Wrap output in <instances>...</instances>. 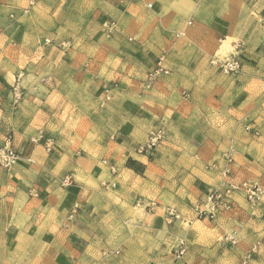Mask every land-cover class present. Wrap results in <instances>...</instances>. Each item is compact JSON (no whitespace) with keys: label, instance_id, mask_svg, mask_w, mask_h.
Returning a JSON list of instances; mask_svg holds the SVG:
<instances>
[{"label":"crops","instance_id":"1","mask_svg":"<svg viewBox=\"0 0 264 264\" xmlns=\"http://www.w3.org/2000/svg\"><path fill=\"white\" fill-rule=\"evenodd\" d=\"M225 45L237 76L210 64ZM161 59L168 74L149 89ZM106 86L117 88L102 106ZM160 122L168 141L137 154ZM8 139L20 159L0 169V264H240L258 241L250 264H264V200L233 192L215 221L193 212L228 181L230 149L234 182L264 186V0H0ZM164 207L191 225L169 224Z\"/></svg>","mask_w":264,"mask_h":264},{"label":"built area","instance_id":"2","mask_svg":"<svg viewBox=\"0 0 264 264\" xmlns=\"http://www.w3.org/2000/svg\"><path fill=\"white\" fill-rule=\"evenodd\" d=\"M140 0H120V3L124 4L127 2H137ZM149 7H151L149 5ZM114 23L109 24V33H112L114 29ZM46 43H51V41H46ZM211 66L218 68L226 76H237L242 73L243 65L239 59V52L236 50L235 54H231L229 57L221 59L218 55H215L211 61ZM168 74V70L163 66V60L161 59L156 66V68L149 72L144 80V85L147 88H152L159 83V81ZM117 86H106L104 88V99L102 106L108 103L112 99V94L116 90ZM186 95V94H185ZM21 98V94L16 87L14 93L13 105L17 106ZM245 131L254 136L259 137V130L252 124H248ZM168 129L164 122H160L159 125L154 127L147 136V140L144 144L139 145L136 153L139 155L153 156L157 150L163 146L168 141ZM50 143V141H48ZM48 152H53L51 146L47 149ZM235 151L230 149L223 155L225 161V167L222 169L221 173L225 179L228 181L223 183V187L220 189L209 188L205 193V200L203 203H196L193 206V212L195 214V220L200 221H215L221 210L231 211L234 209L233 202L230 200V195L233 192H239L243 195L245 200L250 206H256L264 200V186L260 183L244 181L240 183H235L234 178H232V164L234 163ZM20 156L13 149L11 144V139H8L4 146H0V169L10 170L13 169L19 162ZM104 164L109 168L112 176L117 174L114 165H110L108 162ZM73 184L71 177H68L63 185L68 187ZM113 188L116 184H112ZM152 211L157 208L156 204L151 203L148 207ZM166 221L169 224H174L179 221H184L188 225H191V221L188 220L182 213H180L174 207H164L163 209ZM226 241L235 246L237 244L235 239H228ZM261 241L255 243L252 248L243 257L240 264H250L254 257L258 254ZM187 253V243L185 240H180L177 243L175 250L173 251L174 256L177 260L183 259ZM118 254V252H117Z\"/></svg>","mask_w":264,"mask_h":264},{"label":"rangeland","instance_id":"3","mask_svg":"<svg viewBox=\"0 0 264 264\" xmlns=\"http://www.w3.org/2000/svg\"><path fill=\"white\" fill-rule=\"evenodd\" d=\"M232 53L233 52H232V49L230 48V46L229 45H225L224 48H222V50H221V52L219 54V57L221 59H224L226 57H229ZM176 246H177V244H176ZM176 246L174 247L173 251L175 250Z\"/></svg>","mask_w":264,"mask_h":264}]
</instances>
